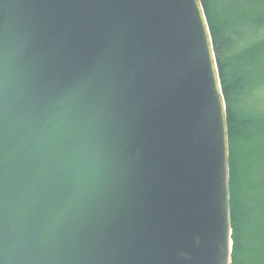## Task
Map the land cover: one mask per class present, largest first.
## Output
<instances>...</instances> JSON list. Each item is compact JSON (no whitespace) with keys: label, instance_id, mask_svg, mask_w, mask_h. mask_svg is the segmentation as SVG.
Masks as SVG:
<instances>
[{"label":"water","instance_id":"95a60500","mask_svg":"<svg viewBox=\"0 0 264 264\" xmlns=\"http://www.w3.org/2000/svg\"><path fill=\"white\" fill-rule=\"evenodd\" d=\"M229 134L202 0H0V264H233Z\"/></svg>","mask_w":264,"mask_h":264},{"label":"trees","instance_id":"16d2710c","mask_svg":"<svg viewBox=\"0 0 264 264\" xmlns=\"http://www.w3.org/2000/svg\"><path fill=\"white\" fill-rule=\"evenodd\" d=\"M202 2L226 99L230 140L243 144L254 137L256 150L264 149V0ZM232 146L233 264H264V178L243 193Z\"/></svg>","mask_w":264,"mask_h":264},{"label":"rangeland","instance_id":"374dc122","mask_svg":"<svg viewBox=\"0 0 264 264\" xmlns=\"http://www.w3.org/2000/svg\"><path fill=\"white\" fill-rule=\"evenodd\" d=\"M254 139L255 138L253 137V140L251 142L244 141L243 144L240 143L239 139L237 138H234L233 142H231L230 140V146L231 144H233L232 150L233 153L235 154L233 155V158L234 161L236 162V170L242 172L240 174L241 182L239 186H240V190L243 193L254 190L256 184L255 180L264 178V149L256 150V146H255L256 142L254 141ZM260 142H261V146L264 147V135L261 137ZM247 152H248V156H246ZM230 169H231V149H230ZM230 182H231V176H230ZM231 196H232V192H231ZM241 196L244 197L242 193Z\"/></svg>","mask_w":264,"mask_h":264}]
</instances>
